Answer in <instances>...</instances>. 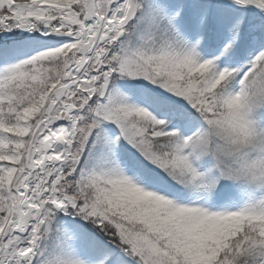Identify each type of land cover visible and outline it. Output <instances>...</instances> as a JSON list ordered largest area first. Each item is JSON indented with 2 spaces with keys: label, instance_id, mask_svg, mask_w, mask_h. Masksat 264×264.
<instances>
[{
  "label": "snow or ice",
  "instance_id": "obj_1",
  "mask_svg": "<svg viewBox=\"0 0 264 264\" xmlns=\"http://www.w3.org/2000/svg\"><path fill=\"white\" fill-rule=\"evenodd\" d=\"M0 264H264V0H0Z\"/></svg>",
  "mask_w": 264,
  "mask_h": 264
}]
</instances>
